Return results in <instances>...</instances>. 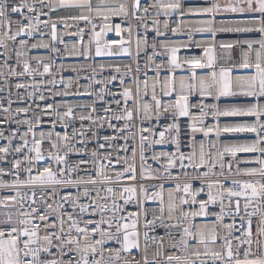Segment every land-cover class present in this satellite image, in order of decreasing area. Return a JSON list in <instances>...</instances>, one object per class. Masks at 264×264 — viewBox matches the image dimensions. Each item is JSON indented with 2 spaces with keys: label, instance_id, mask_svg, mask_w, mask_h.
<instances>
[{
  "label": "snow or ice",
  "instance_id": "obj_1",
  "mask_svg": "<svg viewBox=\"0 0 264 264\" xmlns=\"http://www.w3.org/2000/svg\"><path fill=\"white\" fill-rule=\"evenodd\" d=\"M174 14L207 18L171 27ZM59 25L75 26L64 34L79 43L69 47ZM113 30L120 39H105ZM169 32L188 40L156 39ZM218 34L255 38L218 43ZM193 46L203 54L178 55ZM0 49V264H264V0H204L186 11L182 0H0ZM40 49L50 55L29 56ZM118 55L132 62L56 65ZM183 66L190 75L178 79ZM98 69L115 74L97 80ZM66 71L77 75L57 80ZM21 77L31 81L10 84ZM117 80L122 91H110ZM75 95L94 99H63ZM221 98L244 103L207 102ZM220 117L250 119L221 126ZM105 126L111 135H100ZM224 133L253 138L221 146ZM166 145L174 150H156Z\"/></svg>",
  "mask_w": 264,
  "mask_h": 264
},
{
  "label": "built area",
  "instance_id": "obj_2",
  "mask_svg": "<svg viewBox=\"0 0 264 264\" xmlns=\"http://www.w3.org/2000/svg\"><path fill=\"white\" fill-rule=\"evenodd\" d=\"M53 2H56V0H53ZM93 2L95 3V0H93ZM148 2H150V0H148ZM182 3H183V7H184L185 11H186V8L189 7V6H201V4H203L201 0H190V1L182 0ZM45 11H47V9H45ZM58 14H61V13H58ZM150 15L154 16L155 15V10H151L150 9ZM19 18L20 17L18 15H14L13 16V19H19ZM53 18H55V16H53ZM195 18H197V19L201 18L202 19L203 17L195 16V15H185L184 17H179L178 15L174 14L172 17H169L168 19L171 22L170 26L171 27H176V23L175 22L178 21V20H183V21L189 20L190 21V19H195ZM232 18H238V17H232ZM41 19H47V17H42ZM164 19H165V17H163V16L160 17L161 27H162V22H163ZM150 22L151 21H149V23ZM95 23L97 24V27H96L95 31L99 32L100 31V25L102 23H104V22L102 20H96ZM112 23H113V25L117 24V23H121V20L118 17H113L112 18ZM126 26H127L126 24H122V27H126ZM80 27H84V23L83 22H81ZM90 27L91 26H88L89 30L85 32V35L83 37V40H84L85 44H87L88 41L91 38L90 37ZM13 30H15V29H13ZM68 31H71V32L76 31L75 26H73V27H71L69 29H65L63 25H59L58 26V32L62 35L63 40L68 44V46L71 47L73 44L79 43V37L65 35L64 33L68 32ZM124 36L127 37V33H124ZM230 36L231 35H228V34H218L217 37H216V40H217L218 43L219 42H232V41L237 40V39L232 38ZM49 38L50 37L47 36V35L43 37V39H45V40H48ZM153 38H155V33L154 32H150L148 34V39L151 41ZM210 38H211L210 36L202 35V34H194V36H193V39L197 43L204 42V40L206 42ZM22 39H23V37H22ZM39 39H41V37L39 36V34H37L36 35V40H39ZM105 39L110 40V41L111 40H119L120 37L117 36L115 31L113 30V31L107 33ZM156 39L158 41L167 39V40H170V42H172V41L184 42V41L188 40V36H187V34H180V35L173 36L169 32L168 37H159V38H156ZM57 47H59V48H61V50H63V44H59L58 43ZM134 51H135V48H134V45H133V52ZM0 52H3V49H0ZM202 54L203 53H202V51L200 49L195 48L193 46L190 49H182L181 52L178 55L181 56V57H184V56H201ZM48 55H50V53L48 52V50H44V49L31 50L29 52V56L30 57L31 56H45V57H47ZM232 56L234 58H236V59H239L240 58V50L236 49L235 52L232 53ZM131 62H132L131 58L128 57V56H125V55H118V56H111V57H102V58H97V57L93 56V57L88 58L87 60H85L84 58H81V57H64V58L57 57L56 58V65L57 66L59 64H61V63L65 64L66 66H68V65H80V64H83V65H89L90 64V65L98 66L100 64H105V65H107V64H120V65H123V64H128V63H131ZM12 64H13V66H15V61L14 60L12 61ZM133 67H134V65H133ZM141 67H143V62L142 61H141ZM196 71H197V75L199 76V75H202L203 73H206L209 70L208 69H197ZM113 74H115V73L111 72L110 70L106 69L103 72H101L98 69L97 74H96V79L97 80H106ZM153 74H154L153 71H149V77H151ZM161 74H162V76H164V75H167V72L166 71H162ZM76 75L77 74L75 72L66 71V72H63V73H59L57 75V80H59L60 77H63L65 80H67L69 78H73L74 79L76 77ZM85 75H91V72L89 71L86 74L85 73H81L80 82H81L82 86L86 85L87 83H89V81L84 78ZM189 75H190V72L188 71L187 66H183V67H181L179 69H176V71H175V76L178 79L180 77H188ZM37 79H39V77H37ZM18 80H27V81L30 82L31 78H27V77L9 78V82L13 86ZM124 81H125V86H128L132 82L130 76H125L124 77ZM2 83H3V81L0 80V84H2ZM58 87L62 89L63 86L59 85ZM95 87L97 89H99L100 87H102V85L97 84V85H95ZM108 89L110 91H122V89H119V80L113 82L112 85H108ZM11 90L13 92L12 99L15 100V93H16L17 90L14 87H12ZM28 90L31 91V88H29ZM19 91L23 94L25 90L21 89ZM73 91H75V89H73ZM45 94H47V93H45ZM7 96H8V91L7 90H5L4 92L0 93V97H5L6 98ZM63 99L66 102H68V103H90L94 99V97L75 95V96H70V97L63 98ZM105 99L108 100V101H111L112 100V96L110 94H106ZM191 99H192L193 102H195V100L197 98L193 97ZM55 101L56 102H60L61 98L60 97H56ZM47 102L48 103H52L53 100L50 99ZM207 102L208 103H218L221 107L230 106V105H233V104L241 105V104L244 103V101H242L240 98H221L219 101H215V100L209 99ZM5 106H7L6 102H5ZM17 106H22V105H19L18 103H14L12 105L13 109H15ZM114 106L115 105H113V107ZM98 107H99V105H98ZM77 111H78V114H79L80 110L78 109ZM186 119L187 118H181L182 124L184 122H186ZM249 119L250 118H245V117H220L219 118V122H220L221 126H223L225 124H234V123L245 122L246 120H249ZM168 122H170V121L166 120L164 117L161 118V123L162 124H165V123H168ZM214 122L215 121L212 120L211 116H209L208 119H207V123L209 125H211ZM0 126L7 127L6 125H0ZM11 127L14 128L15 125H12ZM47 127H49V125L46 124L45 128H47ZM23 130L24 129H21V131H23ZM100 135L101 136H103V135H111V130L107 129V127L105 126L104 129L100 130ZM200 138L201 137L198 135L197 139L199 140ZM245 138H253V137H252L251 134H247V133H231V134L224 133L220 137L221 146L224 143H226V142L244 140ZM0 143H4V142L0 141ZM156 150L157 151H160V150L171 151V150H174V148L171 145L156 146ZM185 151H187V149H185ZM149 155H150V153H149ZM239 155L241 156V158H243V157H245L247 155H250V154H243L242 153V154H239ZM149 162L151 163V161H149ZM0 166H7V165L5 163H0ZM153 167H156V165L154 164ZM150 206L151 207H155V204H150ZM217 210H218V208H217ZM212 219H214V218L197 217V218H195V223L197 225H203L205 223H208ZM225 222H230V221L228 219H226ZM159 232L162 234L163 230L161 229V230H159Z\"/></svg>",
  "mask_w": 264,
  "mask_h": 264
},
{
  "label": "bare ground",
  "instance_id": "obj_3",
  "mask_svg": "<svg viewBox=\"0 0 264 264\" xmlns=\"http://www.w3.org/2000/svg\"><path fill=\"white\" fill-rule=\"evenodd\" d=\"M201 1L203 3V4H201V6H204V0H201ZM201 6H189V7L186 8V10L188 8H196V7H201ZM205 18H207V17H203L202 19H205ZM196 20H199V19L195 18V19H190V21L186 20L184 22L185 23H193ZM228 35H231L230 37H232V38L240 39V40H244V39H248V38H255V37L252 36V34H228ZM172 42H177V41H172ZM204 42H205V40H204Z\"/></svg>",
  "mask_w": 264,
  "mask_h": 264
},
{
  "label": "rangeland",
  "instance_id": "obj_4",
  "mask_svg": "<svg viewBox=\"0 0 264 264\" xmlns=\"http://www.w3.org/2000/svg\"><path fill=\"white\" fill-rule=\"evenodd\" d=\"M97 58H102V57H97Z\"/></svg>",
  "mask_w": 264,
  "mask_h": 264
},
{
  "label": "water",
  "instance_id": "obj_5",
  "mask_svg": "<svg viewBox=\"0 0 264 264\" xmlns=\"http://www.w3.org/2000/svg\"><path fill=\"white\" fill-rule=\"evenodd\" d=\"M186 1H190V0H186Z\"/></svg>",
  "mask_w": 264,
  "mask_h": 264
}]
</instances>
